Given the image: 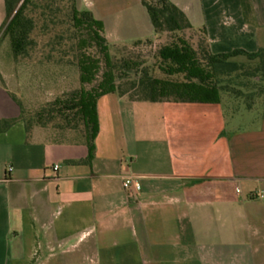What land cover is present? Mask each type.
Masks as SVG:
<instances>
[{
	"label": "crops",
	"instance_id": "crops-1",
	"mask_svg": "<svg viewBox=\"0 0 264 264\" xmlns=\"http://www.w3.org/2000/svg\"><path fill=\"white\" fill-rule=\"evenodd\" d=\"M169 1L213 54L264 47V0L248 12L241 0ZM77 7L109 43L154 37L141 0ZM96 111L87 161L75 132L27 130L0 82V264H264V102L241 129L227 127L221 103L110 93Z\"/></svg>",
	"mask_w": 264,
	"mask_h": 264
},
{
	"label": "trees",
	"instance_id": "trees-1",
	"mask_svg": "<svg viewBox=\"0 0 264 264\" xmlns=\"http://www.w3.org/2000/svg\"><path fill=\"white\" fill-rule=\"evenodd\" d=\"M29 3L30 0H4L5 22L0 29L9 39L13 58L24 62L33 44L30 35L34 21L26 14ZM241 3L246 12L249 0ZM141 5L147 11L154 37L135 42L169 39L157 49L154 65L149 69L141 68L126 48H121L117 55L111 54L112 45L105 37L103 24L90 11L79 10L77 0H71L70 20L73 28L82 33L77 45L82 87L64 101L68 105H62L58 112L73 111V116L78 117L84 131L82 138L89 149L87 161L92 159L98 133L96 102L106 94L126 95L136 101L220 104V92L228 86L223 84L232 82L236 78L233 74L241 72L246 86L252 88L245 98H261L264 102V47L253 53L236 49L213 54L205 29H194L169 0H141ZM238 56L245 57L249 64L233 61ZM239 92L236 89L231 95L239 97ZM244 103L248 110L256 105L253 101ZM25 125L28 130L29 125Z\"/></svg>",
	"mask_w": 264,
	"mask_h": 264
},
{
	"label": "rangeland",
	"instance_id": "rangeland-1",
	"mask_svg": "<svg viewBox=\"0 0 264 264\" xmlns=\"http://www.w3.org/2000/svg\"><path fill=\"white\" fill-rule=\"evenodd\" d=\"M108 1L116 5H131L133 0ZM70 5L71 0H30L26 14L34 21V29L30 35L33 44L27 51L29 58L25 62L21 58H13L9 39L0 32V82L17 103L19 118L30 128L41 127L51 135L56 132L66 135L73 131L81 138L83 127L78 117L73 116V111L63 110L62 114L58 112L62 105H68L64 101L69 100L82 87L77 67L80 51L77 45L82 33L72 26ZM124 38L127 39L114 41L112 37L109 43L112 45L111 54L117 55L121 48H126L137 59L140 67L147 69L154 65L157 49L169 42L165 38L137 44L135 38ZM89 51L95 53L94 49ZM233 61L245 66L249 64L242 56L233 58ZM233 77L236 78L232 82L223 84L228 86L220 92L221 105L227 127L234 125L238 129L246 128L258 122L263 100L245 98L252 90L250 85L246 86L245 75L238 72ZM85 88L88 89L89 86ZM236 89L240 91L239 97L231 95ZM242 99L245 102H255V107L248 110Z\"/></svg>",
	"mask_w": 264,
	"mask_h": 264
},
{
	"label": "built area",
	"instance_id": "built-area-1",
	"mask_svg": "<svg viewBox=\"0 0 264 264\" xmlns=\"http://www.w3.org/2000/svg\"><path fill=\"white\" fill-rule=\"evenodd\" d=\"M54 170H57V166H54ZM9 171H11V169H9ZM130 184H131V178L128 177L124 180L123 187L128 188Z\"/></svg>",
	"mask_w": 264,
	"mask_h": 264
}]
</instances>
